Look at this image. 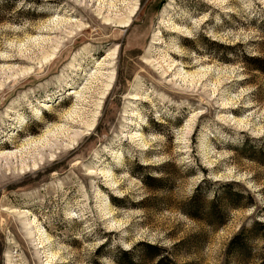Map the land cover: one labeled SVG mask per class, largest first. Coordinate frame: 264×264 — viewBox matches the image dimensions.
<instances>
[{"label":"rangeland","instance_id":"rangeland-1","mask_svg":"<svg viewBox=\"0 0 264 264\" xmlns=\"http://www.w3.org/2000/svg\"><path fill=\"white\" fill-rule=\"evenodd\" d=\"M99 2L0 0V153L66 126L69 91L103 61L112 78L85 95L80 117L93 126L71 129L83 132L77 143L57 135L23 170L0 161V264H115L119 250L186 239L179 264H258L264 236L249 231L264 222V0H140L125 30L117 19L104 28ZM222 184L254 205L227 209L218 227L181 213L198 187L205 202L225 198ZM241 229L242 258L229 251Z\"/></svg>","mask_w":264,"mask_h":264},{"label":"bare ground","instance_id":"bare-ground-1","mask_svg":"<svg viewBox=\"0 0 264 264\" xmlns=\"http://www.w3.org/2000/svg\"><path fill=\"white\" fill-rule=\"evenodd\" d=\"M139 1L140 0H137V2L134 5H131L130 3H126V0H101V2H99V5L97 7V10H98L97 13H99V15H102L101 14L102 12L107 13V17L102 18V20L104 21V23H103L104 28L105 29L109 28L111 25L110 22L113 21L114 19H117L116 21L112 22L113 24H115L114 25L115 28L122 29V30L129 28L131 25V22H132L131 19L133 18L134 13L136 11V6H137L136 4H138ZM211 1H215V0H211ZM117 6L121 7V10L126 11L128 13V17L126 19H124L122 17V15L119 14L120 11H117ZM69 21H71V20L60 21V23H57V25L72 26L71 23H68ZM54 24H56V22ZM79 27L80 26H77V28H79ZM172 29L175 31V33L181 32V28L173 26ZM184 32H187V34H189V31H184ZM47 41H49V40H47ZM41 43L44 47V45L46 44V41H42ZM42 45L37 44V46H40V48H42ZM58 48L59 47L54 48L52 50L51 55L47 56L45 60L52 58L55 55V52L58 50ZM104 62L105 61H103L102 63L97 65V68L95 69L94 73L89 76V79L86 83V86L83 88V90L81 92H74L73 90L69 91L70 92L69 95L70 96L74 95L77 98V100H76V104L74 105V107L70 111H68L66 114L63 115V118L66 121V126H55L52 129L47 130L44 133V135H42L39 139L31 140V141H29V140L25 141V143L19 147V150H17V152H14V153L13 152H8V153L7 152L6 153L1 152L0 153V161H4V162L10 163V164L13 162H16V163L18 162L20 164L21 170H23L26 168L27 162H29V160L32 161V166L35 167L34 158L39 157L41 155L40 154L41 152H43V151L46 152L47 149H50L51 146L49 144L51 143V139L57 141L58 136H60V137L68 138L70 140L71 144L77 143V140L80 139L83 132L74 131L71 129H73L74 126H78L81 124L84 125V127H86L87 130H90L93 126V125L92 126L86 125L85 122H83V119H81V117H80L82 114V110H83L82 105L86 102L85 95L88 92L89 93L91 92L92 86L96 83L98 84L100 78L108 79L109 81L112 80L111 77H107V76H105V74L102 73V70H103L102 68L105 66ZM28 71H29V73L32 72L31 69ZM28 71H26V72H28ZM6 72L9 73L10 79L13 78V74H14L13 72L17 73V71L11 70V69H6ZM24 73L25 72L20 73V74L22 75ZM0 74L4 75V73L1 70H0ZM177 75L182 76L179 73ZM183 77H184L185 81H186V79H189V78L194 79V76H190L187 74L186 75L184 74ZM191 86H192V81H191ZM103 87H104V89H106V91L108 90L106 88V87H108L107 85L106 86L103 85ZM133 96L134 97H132L131 100H141L140 95H133ZM40 107L46 108V105L41 104ZM92 119H94V118H92ZM126 138L130 139V138H132V136L130 135V136H127ZM4 150H9V149H5V147H4ZM74 166H77V164H75ZM18 214L20 215V217L24 218V223H25L24 225L28 229V233L30 231V234L32 236L38 237V240H39L40 231L37 228L35 221L30 219L29 212H23V213H18Z\"/></svg>","mask_w":264,"mask_h":264},{"label":"trees","instance_id":"trees-1","mask_svg":"<svg viewBox=\"0 0 264 264\" xmlns=\"http://www.w3.org/2000/svg\"><path fill=\"white\" fill-rule=\"evenodd\" d=\"M262 157V156H261ZM261 157H259L261 159ZM258 159V158H256ZM258 159L262 162V160ZM264 163V161H263ZM143 182L151 187L157 188L154 184L159 182L153 179V177H142ZM204 181V180H203ZM153 184V185H152ZM234 184H222L225 192L223 197L218 194L214 195L210 202H205L204 194L200 188L196 189L183 208L180 209L181 213L189 219L204 220L208 225L212 227H218L224 225L227 221V209L240 208L243 205H254L253 199L245 195V192L238 190L233 192ZM117 201V200H115ZM261 216L264 217V207L259 210ZM249 231V233L255 235L260 234L264 236V222H256ZM247 231L241 229V233L231 240L229 244L230 254L238 255L239 257H247L249 254V241L244 237ZM251 234V235H252ZM189 239L173 245L169 250H166L160 246L151 245L147 243H139L132 250L122 251L119 250V257L115 260V264H179L175 261L178 248H182L187 244ZM188 250V249H187ZM97 252V256H98ZM258 264H264V257L260 259ZM91 264H100L97 260L91 262ZM191 264V263H184Z\"/></svg>","mask_w":264,"mask_h":264}]
</instances>
